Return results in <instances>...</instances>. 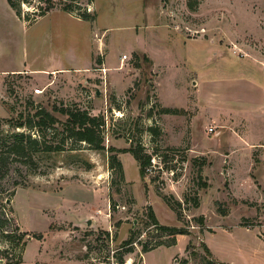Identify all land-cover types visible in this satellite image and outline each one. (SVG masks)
<instances>
[{"label": "rangeland", "instance_id": "rangeland-1", "mask_svg": "<svg viewBox=\"0 0 264 264\" xmlns=\"http://www.w3.org/2000/svg\"><path fill=\"white\" fill-rule=\"evenodd\" d=\"M65 1L94 21L55 11L27 24L0 0V67L26 71L0 77V152L15 134L39 137L37 128L15 127L25 118L37 122L39 108L59 120L42 130L45 137L62 138L64 118L53 107L102 120L104 149L83 142L4 155L0 222L12 239L0 234V264H264V149H251L245 161L243 152L226 159L235 150L225 145L235 146L229 139L243 134L244 122L228 126L213 116L216 102L245 115L244 87L263 78V0H201L193 9L187 0ZM37 4H22V13L31 17ZM90 54L106 60L105 76L94 68L42 71L53 60L83 68ZM212 91L216 102L204 100ZM245 116L250 131L264 136V117ZM128 149L150 157L144 178ZM114 157L121 176L110 165ZM233 159L251 167L230 171ZM163 196L180 204L179 221ZM149 208L159 224L188 235L158 246L171 237L150 223Z\"/></svg>", "mask_w": 264, "mask_h": 264}, {"label": "trees", "instance_id": "trees-1", "mask_svg": "<svg viewBox=\"0 0 264 264\" xmlns=\"http://www.w3.org/2000/svg\"><path fill=\"white\" fill-rule=\"evenodd\" d=\"M8 6L15 12L17 17L23 18V21L27 24L32 23L36 19L40 18L44 14L48 13L51 10L56 9V6H59V10L63 11L65 13H68L80 20L92 23L94 21V14H90L88 12H85V9H82L79 6H73V4L69 2H63L64 0H56L58 3H55L54 0H5ZM32 1H36L38 4L36 8L33 9V13L31 17H29L28 14H23L21 11L20 6L22 4L29 5ZM199 1L201 0H187V4L190 8H194L198 5ZM41 5V6H39ZM44 5V7H43ZM263 11H264V0H263ZM97 63L98 60H97ZM53 111L60 116L64 118L62 125V138L54 142L52 138L47 139L44 134L45 130H53L56 127V124L59 123V120L57 117L53 116L50 112L39 108V110L33 115V118H38L37 122H34L29 119H24L22 121H19L17 124H15L16 128H37V130L40 132V135L38 138H32L29 134H25L23 132L15 134L13 136L12 142L5 148V151L0 152V164L5 161L4 155H16L18 157H26L29 151L32 150V152H46V153H53V152H59L63 151L64 149H75V146H77L80 143H86L94 150H103L102 145V138L100 135V128L104 125L102 120H99L98 118L89 116V114L86 111L80 110L76 107L71 109H63V108H57L53 107ZM176 110H164L165 113H175ZM44 129V131H42ZM52 136L54 134H51ZM69 144L67 147L66 145ZM126 152H129L131 156L136 160L139 167V173L140 177L144 178L145 172L147 171L148 167L150 166V157L144 156L141 154L139 150L136 149H128ZM8 153V154H6ZM111 167H115L118 171L119 176L122 175V169L121 164L116 158L111 159ZM203 165V164H202ZM206 184H203L204 187ZM14 193V192H11ZM164 203L168 206V208L175 213L177 220H180V215L177 213V206H173L170 201H168L164 196L162 197ZM198 206V202L194 201V207ZM147 216L150 220V223L153 224L157 229L162 231L163 233L167 234L171 237V241L169 244H159L158 246H172L175 244V236L177 235H188V232L183 228H177V227H168L163 226L158 223L153 211L151 208L148 209ZM5 219L0 222V234L2 237H4L6 240L10 241L12 239L11 234L6 233L2 230L3 224L5 223ZM200 224H202V218L199 220ZM25 234L21 233L19 234V238H22ZM40 236H37V239H39ZM132 243V235L129 236L127 240L123 242L124 245H130ZM203 250L210 255V251L207 248L205 244H202ZM152 249H147L146 247H142L143 253L150 251ZM21 262V258L18 260L19 264ZM217 264H223V263H217Z\"/></svg>", "mask_w": 264, "mask_h": 264}, {"label": "crops", "instance_id": "crops-1", "mask_svg": "<svg viewBox=\"0 0 264 264\" xmlns=\"http://www.w3.org/2000/svg\"><path fill=\"white\" fill-rule=\"evenodd\" d=\"M55 11L64 13L70 19H73L75 21L83 22V20H80V19H78V18H76V17H74L68 13H65V12L57 10V9L51 10L48 13L55 12ZM97 60L99 63H97ZM97 60L95 61V59L93 58V55L90 54V61L87 63V65H85L83 68H80L77 66V67H74V69H71L70 67H65V65L60 60H53L51 62L52 64L50 65V68L47 70H42V71H44L45 74H48V73L54 74V72L60 73V72H65V71L68 72L71 70L79 72V71L88 70V68H94L93 70L95 72H99V71H97L98 68H104L105 69V75H106L107 68L104 67V65L106 64V60H104V63H103L102 58L101 59L99 58ZM262 70H263V67H262ZM22 72L26 73V71H21L20 69H16L15 67H12V66L0 67V77L5 76V75H16V74H19ZM261 73L263 74V78H259L257 80L249 78L248 79L249 82L247 83L248 85L245 86V84H244L245 92H244L242 100H244L246 103H244L241 100L242 106H241L240 110L242 109L244 111L245 115L249 114L250 116H252V119L255 118V116H256V118H263L264 117V70H263V72L261 71ZM99 75H101L100 72H99ZM218 83L219 82L214 81L211 84L213 86H215V85L217 86ZM194 84H195L196 89L200 87L199 82L196 81V82H194ZM214 96H215L214 91H212L210 93H204V100L209 99L211 101L216 102V99ZM202 97H203V95H202ZM215 104L217 106H215L213 108L215 111L213 116L216 117V120H218L219 118H222L223 123H225V125H228V126H233L236 123H238L239 121L244 122L245 129H244L243 134L237 135L236 139H233V140L229 139L230 142L232 141L231 142V143H233L232 145H235V146L225 145L226 148L233 147L232 149L235 150V152L230 151L226 155V159L228 158L231 161L230 157L240 158L241 152H243L242 157H244L243 161H245V159H246L245 157L247 155H251V149H253V148L264 149V136L255 135L254 131H252V132L250 131L251 128L249 127L248 119L246 118L245 115H243V113L237 115L234 112L230 111L233 109L229 105H225V104H222L219 102H216ZM222 108L227 109V114L221 113ZM236 108H239V107H236ZM218 111H219V113H216ZM259 111H261V114L258 113ZM217 117H219V118H217ZM227 144H228V142H227ZM237 150H238V152H237ZM239 163H237V161L235 159H233L232 165L229 166V169H230V167H232L230 169V171H239V168L241 167V168L245 169L244 170V172H245L248 169V167H251V163H249L250 165L249 164L247 165V168L245 165L246 163H244V164H239ZM221 167L222 166H220V168ZM235 167H237V170L234 169ZM216 170L218 171L219 169H216ZM259 170H263V169H259ZM179 237H184V236L179 235ZM177 239L178 238H176V241H177ZM142 264H144V262Z\"/></svg>", "mask_w": 264, "mask_h": 264}, {"label": "built area", "instance_id": "built-area-1", "mask_svg": "<svg viewBox=\"0 0 264 264\" xmlns=\"http://www.w3.org/2000/svg\"><path fill=\"white\" fill-rule=\"evenodd\" d=\"M239 53V52H238ZM239 55V54H238ZM240 56H242V57H245V56H247L246 54H244V53H242ZM124 59H126V56H122L121 57V61H123ZM261 66L263 67V70H264V61L263 62H261ZM122 67V66H121ZM97 71H99L100 73H101V75H103V76H105V69L104 68H98L97 69ZM34 93L35 94H40L41 93V90L39 89H36V90H34ZM213 130H214V128H208V132H210V133H212L213 132Z\"/></svg>", "mask_w": 264, "mask_h": 264}, {"label": "water", "instance_id": "water-1", "mask_svg": "<svg viewBox=\"0 0 264 264\" xmlns=\"http://www.w3.org/2000/svg\"><path fill=\"white\" fill-rule=\"evenodd\" d=\"M6 203H9V200H7ZM84 222H85L88 226L91 224V220H89V219L84 220Z\"/></svg>", "mask_w": 264, "mask_h": 264}]
</instances>
